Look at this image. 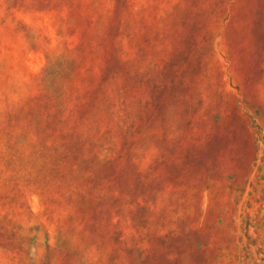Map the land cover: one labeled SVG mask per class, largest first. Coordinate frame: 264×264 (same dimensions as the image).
Instances as JSON below:
<instances>
[{"label": "rangeland", "instance_id": "rangeland-1", "mask_svg": "<svg viewBox=\"0 0 264 264\" xmlns=\"http://www.w3.org/2000/svg\"><path fill=\"white\" fill-rule=\"evenodd\" d=\"M0 264H264V0H0Z\"/></svg>", "mask_w": 264, "mask_h": 264}]
</instances>
